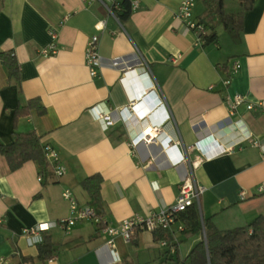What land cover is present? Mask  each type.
<instances>
[{"label":"crops","instance_id":"obj_1","mask_svg":"<svg viewBox=\"0 0 264 264\" xmlns=\"http://www.w3.org/2000/svg\"><path fill=\"white\" fill-rule=\"evenodd\" d=\"M181 1L140 0L118 22L97 1L0 0V53L18 64L14 82L0 62V145L11 144L14 133H34L65 167L60 178L47 160L46 173L33 161L10 171L0 155V264H19L22 258L31 259L23 264H187L204 241L203 220L226 231L264 214V189L258 191L264 188V116L242 107L230 113L224 101L227 93L264 99V0H254L244 13L235 41L216 25L217 0H197L194 18L205 24L208 37L214 35L203 42L177 19ZM52 32L57 52L44 57L41 50L51 44ZM95 35L103 66L91 78L84 52ZM140 60L149 66L152 87ZM233 63L240 65L235 74ZM226 79L228 88L222 85ZM30 100L44 114L32 109L14 122L17 108ZM130 104L133 117L124 123L117 110ZM106 113L111 123L104 127L98 115ZM157 124L179 150L188 149L191 160L203 153L192 149L199 141L211 156L193 173L205 191L199 207L180 216L184 230L175 225L171 231L138 232L130 244L117 238L111 249L92 222L62 228L61 220L70 216L63 192L72 191L79 206H91L81 183L93 175L101 176L102 217L109 225L174 203L185 166L171 167L153 142L130 146L140 130ZM232 145V151L214 156ZM42 223L51 226L43 240L49 239L53 251L44 262L37 259L38 244L29 246L21 235Z\"/></svg>","mask_w":264,"mask_h":264},{"label":"built area","instance_id":"obj_2","mask_svg":"<svg viewBox=\"0 0 264 264\" xmlns=\"http://www.w3.org/2000/svg\"><path fill=\"white\" fill-rule=\"evenodd\" d=\"M97 1L101 4L106 13L119 22V15L123 10V4H128L130 12H133L139 8L140 0H90ZM197 0H182L179 4V8L176 12L177 19L182 22L188 29H190L197 38L198 42H203L208 36V31H206L205 25L200 21L194 18L193 10ZM98 29L103 28V23H99L96 26ZM52 42L51 44L41 50V55L44 57L54 55L57 52L55 46L56 33L52 32L50 34ZM99 39L98 37L92 36L87 42L85 52H84V63L88 69L89 75L91 78L98 75L99 70L103 66L102 59L98 51ZM141 61V70H143L142 76L146 79L149 86H153V83L150 81L149 73L150 69L148 64ZM240 68L238 63H233L230 67L231 73H237ZM145 81V82H146ZM230 80L226 79L223 81L225 88H228L230 85ZM224 101L226 106L229 109L230 113H234L239 108H244L245 111L252 115H262L264 116V99L252 101L247 96L241 94H229L227 93L224 96ZM134 106L132 104L124 107L120 110H117L119 118L122 122H129L131 117H133ZM168 118V115L166 114ZM98 119L104 122V127H107L111 123V118L109 113L98 115ZM229 124V123H228ZM226 124L230 128H236L234 124ZM149 129V132L147 130ZM243 141H247L249 138L243 136L241 138ZM171 139L165 136L162 133L159 124L157 126H149L145 129L140 130L133 138L130 139V146L132 148L136 147L140 143L150 144L155 143L161 147L163 154L165 155L168 163L171 167H177L183 164L186 168V176L181 180L176 199L173 204L168 206L165 209L151 212L147 216H133L131 218H126L116 225L112 226L106 223L103 217L98 216L95 210L88 205L79 206L74 200V195L72 191L65 190L62 194L63 198L69 203L70 216L61 220L60 226L66 231L74 228L78 223L82 222H92L96 226H100V233L106 237L105 245L113 249L114 242L117 238H121L126 244L132 242V238L138 232H150L154 233L156 231H171L172 227L177 225V230L182 232L184 230L183 225L179 224L180 216L185 213L189 208L194 206L199 207L200 196L204 193L205 189L202 186L197 185L194 179V171L200 166V164L210 158L211 156L204 153L201 148V142H197L192 149L200 150L201 155L195 156L194 159L188 157V149L182 148L178 149L176 144L170 142ZM178 145L180 143L178 142ZM235 145V143L233 144ZM233 145L224 150H218L214 156L220 155L222 153H227L233 150ZM252 145L255 147L259 146L258 141L253 140ZM43 152L46 160L48 161L52 174L55 177L60 178L65 173V167L60 163L58 152L49 145L43 146ZM262 158L264 159V152H262ZM39 181L41 179H38ZM263 187L259 188V192L263 191ZM51 226L48 224H37L31 228H24L21 230V235L26 239L29 246L34 244H41L43 242V233L48 231ZM161 246L167 247L168 244L165 241L160 242ZM171 253H174L173 248H170Z\"/></svg>","mask_w":264,"mask_h":264},{"label":"trees","instance_id":"obj_3","mask_svg":"<svg viewBox=\"0 0 264 264\" xmlns=\"http://www.w3.org/2000/svg\"><path fill=\"white\" fill-rule=\"evenodd\" d=\"M253 2L254 0H217L215 2L216 25L222 26L231 40L239 39L244 13L252 9ZM122 7L123 14L119 15L120 20L123 15L130 12L128 4L124 3ZM210 8L211 6H208V10ZM205 39L212 41L214 35L207 36ZM0 62L6 68L9 78L14 82L18 81V64L13 56L0 53ZM32 109L39 116L45 112L37 100H30L26 107L17 108L14 122L20 117L27 116ZM13 137L11 144L0 145V155L6 159L10 171L20 169L28 161L36 163L40 173L51 171L44 156L40 137L34 133H14ZM100 186L101 176L99 175L90 176L81 183L82 189L89 196L91 207L98 216L102 217ZM203 226L204 241L192 250L187 264H264V214L250 223L226 231L211 226L210 219L203 220ZM51 255H53L51 243L45 237L43 242L38 244L37 259L44 262L49 260ZM26 262H31V259L22 258L19 264Z\"/></svg>","mask_w":264,"mask_h":264},{"label":"bare ground","instance_id":"obj_4","mask_svg":"<svg viewBox=\"0 0 264 264\" xmlns=\"http://www.w3.org/2000/svg\"><path fill=\"white\" fill-rule=\"evenodd\" d=\"M149 132V131H148Z\"/></svg>","mask_w":264,"mask_h":264}]
</instances>
